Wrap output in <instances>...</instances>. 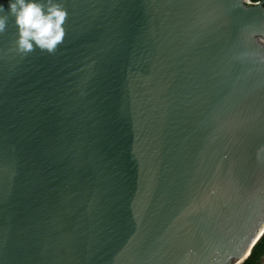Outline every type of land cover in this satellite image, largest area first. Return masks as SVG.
<instances>
[{"label": "water", "instance_id": "95a60500", "mask_svg": "<svg viewBox=\"0 0 264 264\" xmlns=\"http://www.w3.org/2000/svg\"><path fill=\"white\" fill-rule=\"evenodd\" d=\"M61 2L53 54L0 33V264H241L264 232V0Z\"/></svg>", "mask_w": 264, "mask_h": 264}, {"label": "clouds", "instance_id": "9594fccd", "mask_svg": "<svg viewBox=\"0 0 264 264\" xmlns=\"http://www.w3.org/2000/svg\"><path fill=\"white\" fill-rule=\"evenodd\" d=\"M258 2L240 0V5L247 8ZM6 4L5 8V4L0 3V33L11 21L17 53L26 55L35 49L51 55L57 50L63 42L67 17L61 0H6Z\"/></svg>", "mask_w": 264, "mask_h": 264}, {"label": "trees", "instance_id": "16d2710c", "mask_svg": "<svg viewBox=\"0 0 264 264\" xmlns=\"http://www.w3.org/2000/svg\"><path fill=\"white\" fill-rule=\"evenodd\" d=\"M262 6L264 8V4ZM241 264H264V232L251 248L249 256Z\"/></svg>", "mask_w": 264, "mask_h": 264}]
</instances>
